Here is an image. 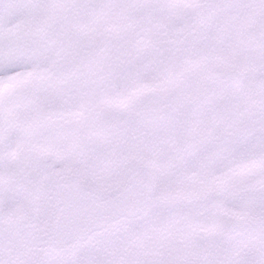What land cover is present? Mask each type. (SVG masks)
I'll use <instances>...</instances> for the list:
<instances>
[{"label":"snow or ice","instance_id":"1","mask_svg":"<svg viewBox=\"0 0 264 264\" xmlns=\"http://www.w3.org/2000/svg\"><path fill=\"white\" fill-rule=\"evenodd\" d=\"M0 264H264V0H0Z\"/></svg>","mask_w":264,"mask_h":264}]
</instances>
